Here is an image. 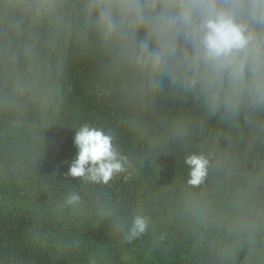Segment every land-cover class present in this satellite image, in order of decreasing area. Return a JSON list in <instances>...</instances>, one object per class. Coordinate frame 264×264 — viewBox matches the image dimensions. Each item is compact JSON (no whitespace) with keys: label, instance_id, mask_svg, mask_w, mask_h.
I'll return each mask as SVG.
<instances>
[{"label":"trees","instance_id":"1","mask_svg":"<svg viewBox=\"0 0 264 264\" xmlns=\"http://www.w3.org/2000/svg\"><path fill=\"white\" fill-rule=\"evenodd\" d=\"M102 2L0 0V264H264V105L226 111L179 52L137 63L156 39H105ZM85 125L123 158L108 183L70 175Z\"/></svg>","mask_w":264,"mask_h":264},{"label":"clouds","instance_id":"2","mask_svg":"<svg viewBox=\"0 0 264 264\" xmlns=\"http://www.w3.org/2000/svg\"><path fill=\"white\" fill-rule=\"evenodd\" d=\"M98 25L107 40L123 41L129 32L145 30L155 38L156 48L147 40L135 45V59L144 66L158 68L178 52L188 83L200 82L216 101L224 91L226 111L238 112L239 97L264 105V0H107L94 3ZM78 155L70 175L108 183L122 171V157L113 147L112 137L102 130L81 127L75 134ZM190 166L188 183L200 185L209 160L202 154L186 158ZM73 200L77 197H73ZM146 229V220L137 216L129 239Z\"/></svg>","mask_w":264,"mask_h":264}]
</instances>
